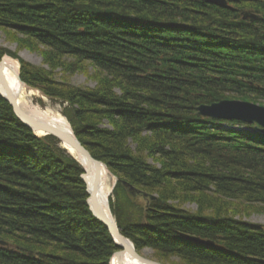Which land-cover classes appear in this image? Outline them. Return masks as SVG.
I'll use <instances>...</instances> for the list:
<instances>
[{
	"label": "trees",
	"instance_id": "obj_1",
	"mask_svg": "<svg viewBox=\"0 0 264 264\" xmlns=\"http://www.w3.org/2000/svg\"><path fill=\"white\" fill-rule=\"evenodd\" d=\"M226 1L0 0V31L50 72L3 48L0 61L19 59L26 84L71 105L79 141L137 188L146 217L118 215V227L165 264L264 261V231L241 219L264 211V133L219 130L225 120L198 111L264 100V0ZM93 68L95 91L55 78ZM11 110L0 95V264H110L119 248L86 205L82 167Z\"/></svg>",
	"mask_w": 264,
	"mask_h": 264
},
{
	"label": "rangeland",
	"instance_id": "obj_2",
	"mask_svg": "<svg viewBox=\"0 0 264 264\" xmlns=\"http://www.w3.org/2000/svg\"><path fill=\"white\" fill-rule=\"evenodd\" d=\"M204 1L208 2L207 0H204ZM224 1H225L226 5L229 7L227 1L226 0H224ZM246 17H247V14H245L244 20H245ZM252 21H255V20H252ZM214 23H216V25H218L219 27H222V28H223V25H226L225 27H227V28L229 26H231L228 22L219 23L217 21H213V24ZM182 25L184 27L185 26H189V24H185V23H182ZM232 28H238V26L234 25V26H232ZM0 48H3L5 50L7 49L11 53L17 55V58H19L20 60L25 61L26 63H30V65L34 66L35 68H43L46 71L50 72V68L45 64L44 58L39 53L31 52L30 50H28V51L27 50H19L18 45L15 44V43L9 42L7 36L2 31H0ZM6 57L12 59L13 61H15L17 63L18 68L20 69L19 72H20V79H21V63H20V60L19 59H15V58H13V57H11L9 55H6V56L3 57V59L1 61H4L6 59ZM258 60H261V59L259 58ZM89 71H91L90 76L86 75V74H84V75L83 74H74L73 76H68L67 75L65 77H62L61 75L63 73V69H60V70L56 71V77L55 78H57L58 84L61 87L65 86V87L75 88V89H79V90H83V91H86V90H94L95 91V89L99 88L98 87V81L95 79V77L92 76L93 72L95 71V68L90 69ZM21 80H22L23 84H25V86H27V88L29 90L30 89L36 90V91L40 92V94H42V98H36L34 100L36 102V104H38L39 106H42V107H46L48 105V103H49L51 106L58 107V109L61 111L63 117H65L66 119H67L66 115H70V119H72L71 116H73V119L76 120L75 114H73V108L71 107V105L69 103L64 102L63 100H59L57 98H50L42 90L40 91V90H38V89L26 84L23 81V79H21ZM118 93H120L119 90H118ZM0 95H1V93H0ZM1 97H2V95H1ZM249 97L251 99L248 98V100H246L247 98L245 99L244 96H241V97L237 96L236 99L235 98L234 99L231 98V99H227L225 101H236V102L240 101V102H245V103H248V104L250 103V104L256 105L259 108L260 107L264 108V100H262L260 98L259 99L256 98V96L253 93ZM2 99L7 104L9 103L3 97H2ZM45 99L48 100L49 102L46 103ZM252 99H255V100H252ZM216 103H219V102H216ZM205 106H212V105H205ZM205 106H201V107H205ZM201 107H199V108H201ZM11 109H12L11 113H14V116L19 121V123L23 124L26 128H28L24 123H22L18 119L16 113L13 111V107L12 106H11ZM219 124H220V128H218L219 130H227V131L230 130L232 132L233 131H236V132H242V131L250 132V131H256L258 127L260 129L262 128V126H260L258 124H255V123L254 124H251V123L247 124L245 122L237 121V120L223 121L222 123H219ZM28 129L30 131H32V129H30V128H28ZM72 129H73V127H72ZM102 129L111 130L112 128H111V126L109 124L107 125V123H105V125L102 126ZM32 133H33V131H32ZM229 133H231V132H228L225 135L228 136ZM35 134L36 133H34V135ZM36 136H37V134H36ZM46 137H49V136H46ZM46 137H43V138H46ZM43 138H39V139H43ZM53 138H55V137H53ZM55 140H56V143H57L56 145L60 149V151H63V153L66 156H69L70 158H72L70 156V154H68V152L62 148V143H60V141L57 140L56 138H55ZM133 149L135 150L136 146H134ZM148 161H149V163L151 165L153 164L152 160H148ZM156 166L158 168H160V169L162 168L161 164H156ZM108 170H109V168H108ZM109 171L115 177L114 191L112 193L113 197H112V205H111V207L113 209V211H112L113 216L116 217V219H117L118 215L120 217H122V218L123 217L126 218L127 215L129 217H132V218H138L139 216L143 215L144 219H145L146 216L144 215L145 214L144 208L141 205H138L134 201L135 200V198H134L135 195L134 194L136 193V191H137L136 189L137 188L131 186V184H129L125 180H122V178H120L119 176H116L115 174H113L111 172V170H109ZM156 198H158V196L154 195L152 197V200H155ZM220 199L223 200V198H220ZM183 210H185L187 213L189 211L192 214H196L198 212V206L196 204L188 203L187 205H185L183 207ZM210 214L211 213H207L206 216L210 215ZM237 219H239V218H237ZM241 219L244 222L249 223V224H251L253 226L256 225L258 227H261L262 230L264 231V211L256 212L253 215H251L250 217L243 216V218H241ZM135 220H137V219H135ZM141 221H142V219H141ZM186 238H188L190 240V242H192V243L194 242L196 244H203V245H205L207 247H211V246L212 247H216L215 245L220 247V244L217 241H215V240H211V242L210 241L209 242L208 241L205 242L204 240L197 239L196 237H191V236L188 237L187 236ZM208 243L210 244V246L206 245ZM5 245H6L5 242H2L0 240V246L4 247ZM139 253L144 258L153 260L155 262H159L161 264H165L162 260L156 258V253H155V251L153 249L146 248V249L142 250ZM173 262L179 263V260H176L175 258H173L172 263ZM259 262L261 264H264L263 260H260ZM168 264H170V263H168Z\"/></svg>",
	"mask_w": 264,
	"mask_h": 264
},
{
	"label": "water",
	"instance_id": "obj_3",
	"mask_svg": "<svg viewBox=\"0 0 264 264\" xmlns=\"http://www.w3.org/2000/svg\"><path fill=\"white\" fill-rule=\"evenodd\" d=\"M209 3H214L216 5L227 7L224 0H207ZM2 66L3 62H0V81L3 84V89L6 91V94H3L2 91H0L2 97L10 103V105L13 107V111L16 113L18 119L24 123L28 128L32 129L33 133L36 132H45L47 133V136L55 137L57 140L60 141L62 144H67L70 146L75 153H78V155L85 161L87 164V167L89 168L94 167L95 172L97 174L95 178V190L89 191L91 194V202L89 203V207H91V211L93 213V216L97 218L104 227L109 232L112 239H114L115 244L119 247L120 251L117 252L114 256L119 261V264H123V259L126 253L130 254L134 259L140 260L142 264H161L159 262H155L153 260L144 258L139 254L137 249H135L133 243L127 239L123 233L122 230L118 227L116 218L113 216L112 210L109 207V212L111 216H108L102 207L99 206L96 196L94 193H96V190L98 188V182H99V170L101 167H106L104 163H101L100 161H97L94 159L92 154L83 146L81 142H79L77 136L73 133L69 132H63L56 128H52L51 126H48L46 124H41L37 122L32 116L30 117L25 112H23L17 105V101L15 97L12 95V93L7 89L6 82L2 77ZM20 71V70H19ZM18 77L20 79V72H18ZM25 85V84H24ZM199 115L212 117L215 119H222V120H237L242 121L247 124H258L262 126V131L264 133V108L258 107L253 104H248L245 102H236V101H223L216 103L212 106H205L198 109ZM37 134V133H36ZM87 170L84 171V175L82 176L83 181L86 183L87 179ZM201 242V241H200ZM199 242V243H200ZM210 246V244H206Z\"/></svg>",
	"mask_w": 264,
	"mask_h": 264
},
{
	"label": "bare ground",
	"instance_id": "obj_4",
	"mask_svg": "<svg viewBox=\"0 0 264 264\" xmlns=\"http://www.w3.org/2000/svg\"><path fill=\"white\" fill-rule=\"evenodd\" d=\"M18 65L15 61H13L10 58H7L3 61L2 66V77L6 82L7 89L12 93V95L15 97L17 101L18 107L25 112L30 117L32 116L37 122L46 124L48 126H51L52 128H56L60 131H65L69 133H73L72 125L71 123L63 117L61 111L58 109V107L51 106L49 103L46 107L39 106L34 101L36 98H42V94L36 90L28 89L27 86H25L21 79L18 77L19 72ZM0 91H2L3 94H6V91L3 89V84L0 81ZM46 103L49 102L46 100ZM38 138H43L47 136V133L45 132H36ZM76 135V133L74 132ZM62 148L70 154L72 159L78 163L83 171L87 170V179H86V193H87V206L91 202V194L89 191L95 190V178L97 176L95 172V168H89L87 167V164L85 161L78 155V153H75L74 150L68 146L67 144H62ZM84 175V174H83ZM114 183H115V177L110 173L107 167H101L99 170V182H98V188L96 190L95 196L97 199V202L100 207L103 208L104 212L108 215H110L109 207L113 211L111 205H112V193L114 191ZM109 206V207H108ZM89 211L93 215L91 211V207H89ZM94 217V216H93ZM95 218V217H94ZM116 218V217H115ZM97 219V218H96ZM98 220V219H97ZM117 222V219H116ZM118 224V223H117ZM206 242V241H205ZM133 243V242H132ZM134 245V243H133ZM135 247V246H134ZM119 248V247H118ZM120 251V250H119ZM118 251V252H119ZM111 264H119V261L116 259L115 256L111 259ZM123 264H142L140 260L134 259L130 254L126 253L123 259Z\"/></svg>",
	"mask_w": 264,
	"mask_h": 264
}]
</instances>
